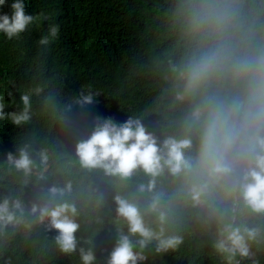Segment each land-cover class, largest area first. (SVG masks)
<instances>
[{
  "label": "clouds",
  "instance_id": "obj_1",
  "mask_svg": "<svg viewBox=\"0 0 264 264\" xmlns=\"http://www.w3.org/2000/svg\"><path fill=\"white\" fill-rule=\"evenodd\" d=\"M10 9L0 14V33L20 39L48 21L37 48L51 51L60 33L54 17L27 14L24 0ZM167 15L174 41L161 62L160 132L133 109L114 107L87 120L77 138L42 134L41 119L72 129L80 114L71 102H96L95 93L77 89L51 97V82L62 74L52 58L38 84L31 82L37 87L20 96L0 89V121L11 135L0 154V187L9 190L0 194V234L17 231L42 261L77 254L79 264H95L94 225L104 222L116 236L106 264H143L192 239L193 261L260 264L264 0H172ZM40 182L51 186L31 196L27 190Z\"/></svg>",
  "mask_w": 264,
  "mask_h": 264
},
{
  "label": "trees",
  "instance_id": "obj_2",
  "mask_svg": "<svg viewBox=\"0 0 264 264\" xmlns=\"http://www.w3.org/2000/svg\"><path fill=\"white\" fill-rule=\"evenodd\" d=\"M0 5V14H11L10 4ZM27 14L52 15L53 23L59 25L60 33L51 51L42 52L37 41L47 30L48 21L35 24L21 34L20 39L8 40L0 33V89L20 96L27 91L36 78L37 84L44 71V62L54 59L61 63V76L51 82L52 95L67 97L72 93L92 92L94 104L71 103L80 117L72 129L63 122L41 119V133L49 135L62 131V140L77 138L78 131L87 120L112 108L133 109L145 116L160 132L163 118L158 108V98L165 82L162 79V61L173 44L170 35L167 10L172 0H24ZM41 87L44 85L41 83ZM38 96L39 94L33 93ZM130 100L132 106L126 105ZM48 102V100L46 101ZM50 102V101H49ZM36 107L42 103L32 96ZM74 108V109H75ZM151 116V117H150ZM0 154L9 147L11 135L4 132L7 121H0ZM3 158L0 157V162ZM6 170V169H5ZM51 185L40 182L27 191L37 197L41 189ZM3 187V188H2ZM0 187V194L8 195L7 184ZM115 213L104 216V221ZM98 231L93 236L95 264H106L115 244V230L109 223L94 225ZM91 230L82 235H89ZM17 231L9 229L0 234V264H79V256L56 255L42 261L30 252V241L21 238ZM197 241L192 239L179 252L157 256L143 264H214L207 256L193 261ZM207 251V249H206ZM264 264V255L259 257Z\"/></svg>",
  "mask_w": 264,
  "mask_h": 264
}]
</instances>
